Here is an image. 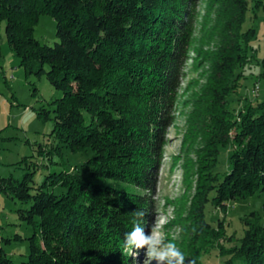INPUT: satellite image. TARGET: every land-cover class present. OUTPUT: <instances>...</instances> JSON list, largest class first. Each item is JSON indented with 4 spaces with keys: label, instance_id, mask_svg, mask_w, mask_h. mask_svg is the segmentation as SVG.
<instances>
[{
    "label": "trees",
    "instance_id": "16d2710c",
    "mask_svg": "<svg viewBox=\"0 0 264 264\" xmlns=\"http://www.w3.org/2000/svg\"><path fill=\"white\" fill-rule=\"evenodd\" d=\"M196 0H0V21L25 76L44 75L62 93L52 109V149L92 150L84 164L89 180L75 173H49L35 186L0 177V190L28 208L21 220L33 226L29 253L20 264H134L123 249L132 212L151 207L150 193L162 159L165 130L190 47ZM264 0H214L217 46L197 119L204 129L199 174L188 219L192 241L205 246L221 238L222 220L205 219V206L226 210L236 199L264 191V100L231 119L227 97L237 89L245 62L241 25L249 8ZM41 13L56 22L57 40L41 43L33 30ZM235 81V82H234ZM200 111V109H199ZM52 113L50 116L49 113ZM232 143L229 171L213 173L219 148ZM45 151L38 146V153ZM60 185L65 193L47 191ZM264 215V202L261 207ZM258 213L241 219V236L218 251L219 264H264V227ZM146 217V216H145ZM249 219V221H248ZM145 220V219H144ZM253 220V221H250ZM256 223V224H255ZM1 240V238H0ZM220 241V240H219ZM0 264H17L0 244Z\"/></svg>",
    "mask_w": 264,
    "mask_h": 264
},
{
    "label": "rangeland",
    "instance_id": "374dc122",
    "mask_svg": "<svg viewBox=\"0 0 264 264\" xmlns=\"http://www.w3.org/2000/svg\"><path fill=\"white\" fill-rule=\"evenodd\" d=\"M212 3L214 5V0H196L194 6L196 18L173 106L174 118L165 130L162 159L153 191L149 194L151 207L142 225L150 226L156 220L166 238L177 244L186 261H193L194 264H219L218 251L230 245L227 242L230 237L234 240L242 235L247 225L241 219L250 212L259 214L253 220L264 227L261 211L264 191H259L229 202L225 211L211 208L208 203L204 212L206 221L215 225V221L220 219L223 223L220 241H212L205 246L192 241L195 230L189 222L188 211L198 181L199 150L204 133L196 113L202 115L204 92L211 75V55L217 46V30L213 29L216 10ZM247 11L241 29L246 32L252 28L254 34L243 38L245 62L238 67V86L227 97L226 103L227 109L232 111L231 119L235 120L246 111L247 105L252 107L264 100V3ZM37 20L34 38L41 43L54 44L57 40L54 18L41 13ZM0 62L4 68L0 73V177L21 181L24 174L29 173L31 184L35 186L48 180L49 173L58 171L73 172L83 180L91 179L89 168L84 165L93 154L91 149L71 152L69 148L62 147L59 154L52 149V121L40 119L37 110H51L50 102L60 98L62 93L53 88L44 75L25 76L19 58L5 39L4 21H0ZM254 83L259 85L257 93L251 91ZM39 145L45 151L38 153ZM232 149V143L219 148L213 173L221 175L229 171L228 157ZM46 189L55 194L66 192L60 185L47 186ZM28 206L29 203H22L0 190V244L17 264L27 260L28 238L34 232L33 226L21 220L18 214L19 209ZM146 231L149 229L146 228ZM142 260L143 250L141 264Z\"/></svg>",
    "mask_w": 264,
    "mask_h": 264
},
{
    "label": "clouds",
    "instance_id": "9594fccd",
    "mask_svg": "<svg viewBox=\"0 0 264 264\" xmlns=\"http://www.w3.org/2000/svg\"><path fill=\"white\" fill-rule=\"evenodd\" d=\"M132 216L133 227L131 231L124 233L123 249L136 264H141V250L142 264H194L193 261H186L177 244L166 238L156 220L150 226H142L146 216L144 210L135 209ZM146 228L149 231H146Z\"/></svg>",
    "mask_w": 264,
    "mask_h": 264
},
{
    "label": "built area",
    "instance_id": "2783aa9c",
    "mask_svg": "<svg viewBox=\"0 0 264 264\" xmlns=\"http://www.w3.org/2000/svg\"><path fill=\"white\" fill-rule=\"evenodd\" d=\"M0 73H1V67H0ZM259 90V85L257 83H254L253 88L251 89V91L257 93ZM0 139H1V135H0Z\"/></svg>",
    "mask_w": 264,
    "mask_h": 264
},
{
    "label": "crops",
    "instance_id": "0c3cea01",
    "mask_svg": "<svg viewBox=\"0 0 264 264\" xmlns=\"http://www.w3.org/2000/svg\"><path fill=\"white\" fill-rule=\"evenodd\" d=\"M0 67H1V73H2V71H3V64L0 62ZM0 135H1V128H0ZM1 139H2V137H1Z\"/></svg>",
    "mask_w": 264,
    "mask_h": 264
}]
</instances>
